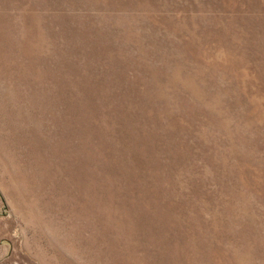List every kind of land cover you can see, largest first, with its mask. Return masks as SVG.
<instances>
[{
  "label": "rangeland",
  "instance_id": "obj_1",
  "mask_svg": "<svg viewBox=\"0 0 264 264\" xmlns=\"http://www.w3.org/2000/svg\"><path fill=\"white\" fill-rule=\"evenodd\" d=\"M0 264H264V0H0Z\"/></svg>",
  "mask_w": 264,
  "mask_h": 264
}]
</instances>
